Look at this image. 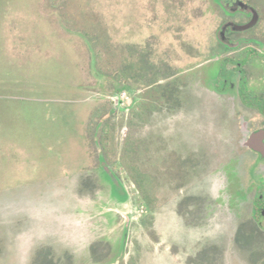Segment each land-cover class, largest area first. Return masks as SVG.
I'll return each mask as SVG.
<instances>
[{"label":"rangeland","instance_id":"1","mask_svg":"<svg viewBox=\"0 0 264 264\" xmlns=\"http://www.w3.org/2000/svg\"><path fill=\"white\" fill-rule=\"evenodd\" d=\"M224 1L0 0V264H264V167L207 84L253 49L264 92V43L219 50Z\"/></svg>","mask_w":264,"mask_h":264},{"label":"flooded vegetation","instance_id":"2","mask_svg":"<svg viewBox=\"0 0 264 264\" xmlns=\"http://www.w3.org/2000/svg\"><path fill=\"white\" fill-rule=\"evenodd\" d=\"M220 5L227 13L234 14L237 11L247 13L248 20L243 22L227 20L222 25L220 30L221 38L219 40V50H223L224 52L226 50L230 51L231 48H234L236 45L243 42L253 41L259 45L264 43V41H261L257 38L234 39L232 37L233 34L252 30L260 21V12L253 5L243 0H225L223 3L221 2ZM255 13H257L258 17L254 25L244 30L234 29V25H245L249 23L253 19ZM259 57L260 54L255 53L253 49L246 50L242 56H223L220 59L219 66L217 67L220 69L219 73H217L216 76H210L209 74L207 78V84L209 87L208 89L223 98V101L229 102L231 104L232 115L229 114L228 117L229 121L236 125V134L231 138V140L228 141H230V143L233 145L234 150L232 151V154L235 153L234 145L236 144H239L241 154L238 157L229 154L224 159H227L229 156H233L236 157L237 161L240 163L243 156L242 153L244 151L242 145H244L251 153L254 154L252 158L254 160L252 162L245 163V166L252 164V168L247 167L249 176L253 175V172L256 173L257 169L260 167H264V134L262 135V147L257 146L259 149L251 147L248 144V140L251 138V135L259 131H264V92H256V88L245 86L246 79L250 78V72H256L258 70V68L255 70L254 64ZM229 63L235 64V66L229 68L227 66ZM235 70H237V72L240 74L238 84H234L232 80ZM235 99H237V102L234 101ZM249 112H252L253 115H249ZM244 131L247 132V136L245 138L242 136ZM227 133L229 134L230 130H228ZM108 177H110L111 183L114 184L111 176L108 175ZM259 185L260 184H258V186ZM258 189L259 194L257 193L258 197L255 199V203L253 204L252 214L257 228L261 229V221L259 219L260 217H264V185L262 184ZM114 193L116 192L114 191Z\"/></svg>","mask_w":264,"mask_h":264},{"label":"water","instance_id":"3","mask_svg":"<svg viewBox=\"0 0 264 264\" xmlns=\"http://www.w3.org/2000/svg\"><path fill=\"white\" fill-rule=\"evenodd\" d=\"M257 13H255L253 19L245 24V25H234V29H239V30H244V29H247L249 27H251L252 25H254L257 21ZM264 134V131H259V132H256L255 134L251 135V138L248 140V144L249 146L251 147H254V148H257V146H260L262 147V135ZM259 149V148H257Z\"/></svg>","mask_w":264,"mask_h":264},{"label":"trees","instance_id":"4","mask_svg":"<svg viewBox=\"0 0 264 264\" xmlns=\"http://www.w3.org/2000/svg\"><path fill=\"white\" fill-rule=\"evenodd\" d=\"M126 88H127L126 84H122V86L119 87L117 90L119 91V90H121V89H126Z\"/></svg>","mask_w":264,"mask_h":264}]
</instances>
